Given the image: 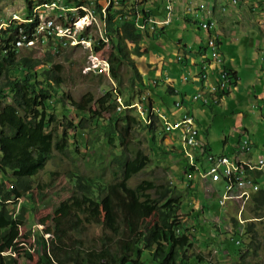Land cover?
I'll return each mask as SVG.
<instances>
[{
    "label": "trees",
    "instance_id": "16d2710c",
    "mask_svg": "<svg viewBox=\"0 0 264 264\" xmlns=\"http://www.w3.org/2000/svg\"><path fill=\"white\" fill-rule=\"evenodd\" d=\"M38 1V5L52 2ZM91 2L93 0H67L66 4L78 6ZM31 5L28 1V19L32 17ZM102 6L99 2L95 4L100 12ZM136 9V4H126L125 0H119L116 5L110 3L106 9L107 38L116 56L112 66L125 63L131 67L130 85L141 75L133 57L143 56L148 47L160 48L155 44L158 34L153 35L154 39L147 30L138 31L134 27ZM140 10L146 17L154 16L145 8L140 7ZM37 22V18L20 25L11 21L0 28V264H21V252L32 260V254L20 241L31 237L40 245L32 264H201L202 255L192 252L194 236L182 228L180 190L172 183L156 184L149 180H142L135 186L129 184V180L149 163L144 151L133 147L132 124L140 125L142 120L131 114L134 107L130 100L124 99L125 108L119 111V104L110 90L97 99L86 93L78 101L71 102L76 115L80 112L82 117L77 122L66 117L63 133L59 134L58 118L49 110L64 82L63 67L52 61V50L46 52L44 60L33 56L29 50L30 53L21 54L15 44L20 36L30 38ZM161 30L163 33V28ZM94 48L102 49L95 44ZM109 60L111 62V55ZM229 83L234 85V79ZM228 91L222 89L218 96ZM167 93L184 96L171 84L167 85ZM146 115L150 122L144 126L153 132L158 119L151 114L150 107L146 108ZM93 119L95 126L104 130L108 142L115 147L118 141V153L110 150L113 157L107 161V165L117 163L114 177L107 181L100 176L71 172L73 203L52 223L51 231L29 229L20 234L26 223V209L23 206L18 210L9 209L8 203L24 199L32 190L31 178L45 167L52 151L66 155L71 144L77 146L75 135L69 133L85 129L86 122ZM197 138L201 139L199 135ZM208 148L206 144L204 149ZM260 175L256 172L255 178ZM252 200L264 216V188H260ZM98 202L103 203L107 217L100 218L95 213ZM139 209L149 218H141ZM90 225H98L103 231L99 250L85 247L80 237L73 236L81 235ZM234 225L236 229L237 222ZM246 232L253 233V239V223L246 225ZM45 234L49 236L46 238ZM239 245L232 242L229 250L233 256H239L243 264L245 254Z\"/></svg>",
    "mask_w": 264,
    "mask_h": 264
},
{
    "label": "rangeland",
    "instance_id": "374dc122",
    "mask_svg": "<svg viewBox=\"0 0 264 264\" xmlns=\"http://www.w3.org/2000/svg\"><path fill=\"white\" fill-rule=\"evenodd\" d=\"M28 1L32 3L33 14V7L39 4L38 0H0V28H4L11 21L16 25L26 22L29 16ZM243 1L236 0L233 3L229 0V4L226 0H218L217 2V4L225 7L224 13L226 16H231L234 20H238V23L232 24L233 31L227 37L220 35L223 40L220 50L227 61L231 57L233 58L234 62L232 64L235 65L234 68L237 70L239 77L238 84L231 88V93L235 97L234 102L230 105V110L225 112V103L228 101L227 96L219 100V102L211 103L210 105H204L200 100H195L191 103L190 98L197 90L189 85L181 86V81L183 84H186V82L182 80V73L179 69L180 64L170 56L171 52L168 49L167 54L158 56L159 61L157 62L151 61L148 63L149 54L140 57L134 56L136 67L141 75L134 82V85H130L132 69L125 63L113 67L111 78L106 75L93 76L83 74L82 67L89 50L78 46L75 49H61L59 53L53 54L52 57L54 63L62 65L64 76V82L58 88L59 93L52 99L49 110L58 118V124H60L58 125L59 134L63 133L64 124L67 122L66 117L74 118V122H77L82 117L80 112L76 115L77 111L72 108L71 102L72 100L78 101L86 93H90L95 99L102 96L106 90L112 92L113 99L119 93L122 102L125 99L134 103L135 109L131 111V114L137 117L142 116L139 114L138 108L143 111L142 117L146 116L147 107H150L154 113L157 111L172 112L174 108L173 102L179 100L180 95H169L167 93L168 82L165 79L167 76L173 80L170 84H174L176 86L175 89H182L180 92L185 94L183 109H188L195 121H197L200 135L203 137L202 146L209 144L208 149L211 153L233 155V147L237 146V140L240 135L251 137V143H253L252 154H257L258 151L264 149V117L256 118L251 103L248 105L247 102V98L253 97L250 96V92L255 95L254 90L249 91V89L261 90L262 82L264 81L261 80L260 76L261 69L264 68V54L262 52L264 49V25H256L257 21L247 25V0L245 4ZM96 2L105 3V0H93L92 3L83 4L89 6L95 5ZM146 2V0H125L126 4L136 3L138 9L140 7L145 8L144 3ZM232 5L236 8L241 7L244 9H240L236 11V14H233V11L229 9ZM51 15L54 18V22L58 23V14ZM116 17L119 18L118 15ZM178 20L180 19L175 20L174 13L173 22L171 23V28L174 29L170 30V27H167L168 31L166 33L167 35H174V38L169 36L170 42L168 40L162 41V38L161 44L169 43L170 46H173V42L182 38L189 47H196L197 43H203L206 40V35L198 30L192 21L189 24ZM47 21L50 22V20ZM158 29L150 28L148 32ZM97 31L96 28L90 30V34L96 39L100 35L99 31ZM153 34L156 35L155 32H152V37H154ZM201 34L202 37L200 39ZM164 39L166 38L164 37ZM47 42L44 44L41 42L36 43L31 47L41 46L32 49H29L31 47L22 48L20 53L28 54L30 53L27 52L29 50L32 51L33 56L45 60V54L50 48ZM158 43L160 44V42ZM141 45L143 46V43ZM128 46L132 48V45L129 44ZM152 48L148 47V49ZM101 53L106 58L111 55L112 63L116 59L112 49L108 50V44L105 45ZM182 54L181 51L176 52V55L186 56L185 53L184 55ZM169 58H172V60H168ZM90 64L91 62L89 67H91ZM159 65L164 68L163 77L156 74H154L156 75L155 77H150L152 75L149 74L151 67L155 66L157 68ZM89 71H92L91 68L85 69V72ZM186 71L190 74L193 69H187ZM154 80L155 82L153 83ZM208 80L214 83L212 76H209ZM188 94L189 97L187 96ZM94 106L93 104V108ZM234 107L240 109V114L232 112ZM122 110L123 108L121 107L119 111ZM145 124L143 121L140 125L132 124V139L133 147L141 148L148 156L149 163L142 171L129 180V184L135 186L142 180H149L154 181L156 184L172 183L173 187L180 190L182 195L180 211L182 228L190 236H194L192 252L202 255L201 264H240L239 256H233L231 250H229V246L234 242L233 239L239 232L242 233L241 246H239L241 252L245 254L243 264H264V216L255 207L252 196L250 195L242 206H240L238 201L229 200L228 202L226 201L225 206L222 205L224 207H220L216 197H213L214 190L219 189L216 188L219 184L207 189L208 187L203 185L197 174L194 173L191 174L192 180L187 179L186 174L189 173V169H185L186 159L181 151L178 132L166 130L160 122H156V130L150 132L144 126ZM86 125L85 129L77 130L75 133L69 131L70 136H72V133L75 135L77 146L71 144L66 155L53 150L45 167L31 178L32 190L27 196L22 200L8 203L9 209L18 210L21 206L26 209V223L21 227L20 234L29 229L43 230L47 228L51 231L52 223L73 203V184L69 179L71 172L80 171L94 177H103L107 181H111L114 177L113 173L117 163L113 162L111 165H107V161L113 157L110 150L118 153L119 146L116 145L118 141H115V147L108 142L104 137V130L95 126L94 119L86 122ZM69 141L73 143L72 137H69ZM257 148L260 149L257 151ZM246 155L248 156L246 152L240 153V157H245ZM261 176L264 177V173ZM259 183H261L260 187L264 188V178L260 179ZM213 202L215 203L212 204ZM209 204L211 205L209 206ZM208 206L213 209H205L202 212L203 208H208ZM222 208L223 212L221 213L220 210ZM240 209V218L242 221L247 220L244 224H240L238 217H236ZM94 211L100 218H105L108 215L102 202H98ZM217 211L220 212L218 213ZM137 212L141 218H149V215H146L143 210L139 209ZM234 222H237L238 228L236 229ZM250 222L253 223L255 232L253 239V233L246 232V225ZM47 236L49 235H44L46 238ZM73 236L80 237L87 248L97 250L101 248L103 231L98 225H90L81 235L73 234ZM20 241H22V246L32 254V260H28L21 252L19 262L21 264H32L36 261L40 250L38 241L34 237L23 238ZM144 254L146 255V253ZM142 257L144 258L143 255Z\"/></svg>",
    "mask_w": 264,
    "mask_h": 264
},
{
    "label": "clouds",
    "instance_id": "9594fccd",
    "mask_svg": "<svg viewBox=\"0 0 264 264\" xmlns=\"http://www.w3.org/2000/svg\"><path fill=\"white\" fill-rule=\"evenodd\" d=\"M45 1H48V0H45ZM44 1V2H45ZM92 1V0H91ZM235 0H233L234 2ZM106 2V1H105ZM173 0H167V2L165 3L164 5V9H165V16L164 18L162 17V19H157V20H164L166 18V13H167V9H166V5L168 3H172ZM92 3V2H91ZM101 3V2H100ZM40 4V3H39ZM83 4V3H81ZM88 4V3H87ZM105 3L103 2L102 5H104ZM136 4V3H135ZM137 5V4H136ZM95 6V5H94ZM171 7H172V4H171ZM137 8V6H136ZM96 9V7H95ZM146 9V8H145ZM139 11L141 12L140 9H136V11ZM221 10H224V8L221 7ZM148 11V10H147ZM97 12H100V10H98ZM172 12H173V8H172ZM172 12H171V19H170V22L167 24V25H163V26H160V25H155L154 28H159V29H164L167 28L171 22H172ZM142 13V12H141ZM144 15V14H143ZM146 17V16H145ZM148 17V16H147ZM149 17H152L154 18L153 16H149ZM155 19V18H154ZM192 19H194L193 23L194 25H197L196 27L198 28V30H200L201 32H203L205 35H206V40L204 41V45L201 46L198 51L196 52L197 54H199L200 56V59H199V62L197 63H192L190 65H186L185 61H186V58L185 60L183 59L184 56H179V55H176L175 56V61L178 62L180 64V67L179 69L181 70V73H182V80L185 81L186 83H189L190 81V78H188L190 75H191V78H194L195 80H199L202 84L200 85V88H195L197 90L196 93H194L191 98H190V101L191 103L195 100H200L202 104H206V105H210L211 103H217L219 102V100L223 99V97L227 96L230 92V88L233 84H230V80L234 79V82L235 79H237V77H235V75H232L231 72H229L228 67H225L223 68L224 65V61L222 59V55L221 53L218 51V42H219V38H218V35L215 33V31H212V29L215 28V25H216V22L212 19H207V20H201L197 21L196 17H192ZM189 20V19H188ZM213 21V26L211 27V29L209 31H206V30H203L200 26L201 23L203 22H211ZM188 23L190 24V22L188 21ZM198 23V24H197ZM8 24V23H7ZM5 27V26H4ZM135 27V26H134ZM107 28H108V25L106 26V35H107ZM147 31L149 29H146ZM152 32H154V30H151L149 33L152 34ZM210 36H214L215 38V50L217 52V54L219 55V58L221 60V63L217 64L215 61H213L211 58H210V52H209V49L207 48V40ZM108 37V36H107ZM109 40V39H108ZM144 45V43H143ZM75 49V48H74ZM108 50H110V41H109V47H108ZM110 53V51H109ZM263 54H264V50H263ZM175 63V62H174ZM84 66V65H83ZM192 67V68H191ZM195 67H197V70H193L192 73L188 74V72L186 71L187 69H194ZM204 67V68H203ZM209 70V72H208ZM219 70L225 72L227 74V77H228V82H226V84L224 86H220V79L218 77V74H219ZM84 74V73H83ZM87 75H102V74H92V73H88ZM113 75V66H112V60H111V71H110V78L111 76ZM104 76V75H102ZM160 77H163V74L161 73L159 75ZM205 76V77H203ZM208 76H212V79H213V82H209L208 80V83H206V78ZM166 82H168L167 84H170L172 83L173 81H168L169 77L166 76ZM155 82V80L153 81V83ZM194 82V81H193ZM173 85V84H171ZM212 85H215L216 86V89L214 90V92H209V88L210 86ZM174 87V85H173ZM222 89H225L226 92L227 90L228 93L225 92V94L223 93V95L221 97L218 96V94L220 93V90ZM176 90V89H175ZM178 92H180L179 90H177ZM201 94V97L200 98H194V96L196 94ZM185 96V94H184ZM184 96L182 98H180L179 100H176L174 101L175 103L173 104L174 105V108L172 110V112L170 113H167V112H153L152 109H151V114H153L154 116L157 117L158 119V122L161 123V125L165 128L163 122H164V118L166 120H171V121H174L175 119H178L182 113L184 112H188L190 113V111L187 109V110H184L183 109V102H184ZM116 98V101L118 102L119 106L117 107V109L119 110L121 107L122 108H125V106H123V103L121 101V98H120V95H118V93L116 94L115 96ZM202 98H206L208 101L205 103L203 102V99ZM179 103L180 105L179 106H176V103ZM133 103V102H132ZM134 107L135 109V105L134 103L131 105ZM130 106V107H131ZM137 106V104H136ZM139 111V109H138ZM140 115L143 116V111H142V114L139 112ZM191 114V113H190ZM192 115V114H191ZM142 116H139L140 119H142L143 123H146L148 124L150 122L148 116L146 115L145 117H142ZM193 116V115H192ZM196 125H197V121H195ZM166 129V128H165ZM197 130H198V133H197V136L199 135V137L202 139L201 135H200V132H199V128H198V125H197ZM173 131H177V130H173ZM178 132V131H177ZM179 137H180V134L178 132L177 134ZM196 136V139H197V142L199 143V147H198V152L195 153L194 155V165H191L189 163V160L188 158L185 156V154L183 153L182 151V142L179 138V141H180V144H181V151L183 153V156L184 158L186 159L185 161V164H186V168L189 169V173L186 174L187 176V179L189 180H192L191 178V174H197L200 182L203 183V181H206L208 182L209 184H212V186H214L215 184H219L216 186V188H219L218 190H214V198L216 197L217 199V203L220 207H224L226 205V201L228 202L229 200H235V201H238L240 206L244 205L247 201V199L251 196H253L255 193H257V191L261 188L260 187V184H258V181L264 177H262L260 175V177H257L255 178V174L256 172L257 173H261L263 174L264 173V166H262L260 169L259 168H254V169H248V167L245 169V176H246V179L247 181H249V183L245 182L243 183L242 186H239V185H233V187L230 189V190H227L226 187H225V183L223 180H219V181H212L211 178L209 176H206V177H203L202 176V172L206 171V169L210 166V162L208 160V157H213V158H216V157H219V156H227L229 157L230 159H233V160H238V159H241V160H246L247 162H249L251 165H256L258 164V161L260 159L264 160V155L261 154L260 156H257L256 157V160H253L251 158V156L249 158H247V155L244 157H240V153L241 152H246L249 156V153H251L252 151V147H253V143H251V138L250 136L247 137L248 138V147H250V150L249 151H246L244 149H241L240 146H239V143L243 137V135H240L239 136V140L237 141V146H235L233 149H234V154L233 155H229V154H225V153H221V154H213L209 151V149H204V146H202V143H201V139H198ZM195 165L197 166V168H195ZM259 178V179H258ZM204 184V183H203ZM192 186V185H191ZM211 187V186H210ZM195 188H196V184H195ZM209 189V188H208ZM226 191V192H225ZM243 192H245L244 194H242ZM252 193V194H251ZM224 194H228L229 196H232L231 198H227V199H223V203H221V199H222V196ZM204 201V200H203ZM215 203V202H214ZM204 204V203H203ZM202 204V205H203ZM211 204H209L210 206ZM224 205V206H222ZM208 208H203L202 212L205 210V209H213L212 207H209ZM223 208L220 210L221 213L223 212L222 211ZM220 211H217L218 213ZM240 213H241V209L239 210V214L238 216V221L240 224H244L247 222V220H244L242 221V219L240 218ZM215 219V218H214ZM238 228V227H237ZM48 235V234H47ZM241 237H242V233L239 232L235 238H234V242L235 244H240L241 242Z\"/></svg>",
    "mask_w": 264,
    "mask_h": 264
},
{
    "label": "built area",
    "instance_id": "2783aa9c",
    "mask_svg": "<svg viewBox=\"0 0 264 264\" xmlns=\"http://www.w3.org/2000/svg\"><path fill=\"white\" fill-rule=\"evenodd\" d=\"M67 0H52V4H50L48 9L40 11V20H43V28L47 29V36L44 37H53L55 38V47H73L75 46V41H83V47L89 50V54L86 57V61L82 68H95L98 70L99 74L105 75V67L110 66L109 62H104L100 60V56L95 54V48L89 45V35H82V26L88 21L86 15H77L75 13V4H66ZM93 10L95 6L91 7ZM172 7L168 6V13H166V18L171 19ZM56 13H65L67 14V21L65 23H48L45 22V14H56ZM138 21V31H143L146 29L154 28L156 25L157 19L152 17H145L143 13L138 11V16H135ZM213 24L210 22V30ZM40 31V30H39ZM103 39L108 42L106 35H102ZM41 41H44L41 40ZM29 43L22 44L20 49L28 48ZM207 48L210 52V58L215 61L217 64L221 63L219 56H217V52L215 47L213 46V39L207 45ZM50 49V48H49ZM87 58H95L97 60V67H89L87 66ZM204 68V67H203ZM205 77V76H203ZM218 77L220 79V86H224L226 82H228L227 74L221 70H219ZM216 89L215 85L210 86L209 92ZM201 94H196L194 98H200ZM203 102H207L206 98H202ZM178 106V102L176 103ZM142 114V111H139ZM167 127H173V129L177 130L180 134V140L182 142V151L185 156L188 158L189 163L194 165V155L198 152L199 143L197 142L196 136L198 133L197 126L194 125V117L186 112L185 118H178L174 121L168 120ZM184 130H191V140H184ZM248 138L247 136H243L239 146L241 149L246 151L250 150L248 147ZM210 162V166L206 169V171L202 172V176H209L212 181L223 180L225 183V187L227 190H230L233 185L242 186L243 183H249L245 176V169H254L261 168V159L258 161V164L251 165L246 160H233L231 162H224L223 159H214L213 157H208ZM195 167H197L195 165ZM226 192V191H225ZM243 192L242 194H244ZM228 194H224L221 199V203H223V199L231 198Z\"/></svg>",
    "mask_w": 264,
    "mask_h": 264
},
{
    "label": "crops",
    "instance_id": "0c3cea01",
    "mask_svg": "<svg viewBox=\"0 0 264 264\" xmlns=\"http://www.w3.org/2000/svg\"><path fill=\"white\" fill-rule=\"evenodd\" d=\"M146 1L147 2L144 3L145 4L144 7L146 8V10H149L150 12H152L154 14L153 17L155 19H162V17L164 18L165 12H166L164 9V5L167 2V0H146ZM226 1L229 4V0H226ZM245 1L246 0L243 1L244 4H245ZM217 2H218V0H215V1H212V0H173V2L171 3L172 8H173L172 22H173V14L174 13H175V20L180 19L184 23L185 22L188 23V21L193 22L194 19H192V17H196L197 21L198 20L199 21L207 20V19L214 20L216 22V25H215V28L212 29V31H215V33L219 36V42H218V47H217L218 51L222 55L224 65L236 72L237 79H235V81H236L235 84H238L239 77H238L237 70L234 68L235 65L232 64V62H234L233 58L231 57L229 59V61H227L225 59L224 55L222 54V51L220 50V45L223 42L222 38H220V35H224V37H227L228 34L233 31L232 24L238 23V20H234V18L231 16H226L224 13L225 7L223 5L217 4ZM231 2H233V0H231ZM235 2H236V0H235ZM221 7L224 8V10H221ZM229 9L231 11H233V14H236L237 13L236 11H239L240 9H244V8H241V7L236 8L235 6L232 5ZM180 20H178V21H180ZM199 21H198V23H199ZM247 21H248L247 25L253 24V21H257L256 25L257 24H261L262 26L264 25V0H250L249 2L247 0ZM244 22H246V20H244ZM168 27H170V30L174 29V28H171V24ZM167 31H168L167 28H165L163 33H162L161 29L154 31L156 33V35L158 34L156 39H155V37H153L155 39V42H157L155 44H158L160 46V48H158V49L152 48V49L148 50V52L146 53V54H149L148 63H150L151 61L152 62L159 61L158 56H160L162 54H167V49L170 50V52H171L170 56H172V58H175L176 52L181 51L183 53L182 55H184V53H185V55L187 57L184 56L183 59L185 60V58H186L185 63L187 66L194 63V62L195 63L199 62L200 56L196 52L198 51V49L201 46L204 45L205 40L203 41V43L202 42L199 44L197 43L196 47L195 46L189 47L188 44L185 43V41H183L182 38L177 39V41L173 42V46H170L169 43L168 44L165 43V45H163V44H161L162 38H163L162 41L168 40L169 42H170L169 36L174 38V35H167L166 34ZM248 32H249V30L247 31V34H248ZM164 37L166 39H164ZM201 37H202V34L200 36V39H201ZM158 42H160V44ZM263 50H262V52H263ZM162 51H163V53H162ZM146 54H144L143 56H145ZM195 57H197V58H195ZM172 58H169L168 60L171 61ZM153 59H156V60H153ZM163 69L164 68H162L161 65L157 66V68H155V66L151 67V71L149 72V74H152V75H150V77H152V76L155 77L156 75H160L161 73L163 74ZM195 69L197 70V67H195L193 70H195ZM158 73H160V74H158ZM154 74H156V75H154ZM260 76H261V80H264V68L261 69ZM208 77L206 78V83H208ZM188 78H190V81H189V83H186V84H183V82L180 80L181 86L182 85L183 86L189 85V86H192L194 89L200 88V85L202 83L199 80H195L194 78H191V75ZM168 81H171V79H168ZM234 85H232L231 88ZM175 87L176 86L174 85V88ZM231 88H230L229 94L227 95L228 101L226 103L224 102L226 105L225 106L226 107L225 112L231 109L230 105H231V103L234 102L235 95H232ZM176 90L182 91V89H176ZM250 90H254L255 95L250 92V96H253V97H251L249 99L247 98L248 105L251 103V106L254 109V116L256 118H263L264 117V81L262 82L261 90H258L255 88L249 89V91ZM187 96L189 97V94ZM233 111L240 114L239 113L240 109L237 107H234V110H232V112ZM238 140H239V137H238ZM259 149L257 148V151ZM261 154H264V149H262L261 151H258L257 154L249 153V156H247V158H249L251 156V158L253 160H256V157L260 156ZM203 183H204L203 185H205L208 188L210 186L212 187V184H209L206 181H203ZM212 204H214V202Z\"/></svg>",
    "mask_w": 264,
    "mask_h": 264
},
{
    "label": "bare ground",
    "instance_id": "6f19581e",
    "mask_svg": "<svg viewBox=\"0 0 264 264\" xmlns=\"http://www.w3.org/2000/svg\"><path fill=\"white\" fill-rule=\"evenodd\" d=\"M105 4L102 6L101 8V12H97V10H93L91 7L92 5L86 6L85 4L82 5H78L75 6V13H77V15H86V18L88 19V21L82 26V35H89V45L94 47L95 46H100V48H104L105 45L108 44V42L106 40L103 39L102 35H106V26H107V15H106V9L108 7V5L110 3L116 5L119 0H105ZM50 4H52V2H50ZM50 4L48 5H36L35 7H33V14L31 18H27L26 22L24 23H29L34 19H38V22L35 26V30L34 33L31 35L30 38H28L27 36H20L17 40H16V47L18 49H20V46L22 44H26L27 42L29 43V47L35 45L36 43L41 42L42 44H44L45 42H47V44H49L50 49L52 50L53 54L59 53L61 51V49H64L66 47H55V38L53 37H44L47 36V29H42L43 28V20H40V11L41 10H45L48 9ZM168 6H171L170 3H168L166 5V9H167V13H168ZM91 10V11H90ZM93 10V11H92ZM58 14V23H65L67 21V14L65 13H56ZM136 16H138V10L136 11ZM47 20H50L47 21ZM98 21V23H97ZM45 22L48 23H55L54 22V18L52 17L51 14H45ZM170 22V19L165 18L164 20H157L156 25H167ZM97 23V24H95ZM211 23L213 24V21H211ZM8 25V24H6ZM134 25L136 28H138V21L137 18H134ZM201 28L203 30L209 31L207 30V28H210V22H203L200 24ZM96 28L99 31L98 38L96 39L94 36H92L90 34V30ZM40 30V31H39ZM97 31V32H98ZM107 38V35H106ZM44 41H41L43 40ZM213 39V46L215 47V38L214 36H210L207 40V45L211 42V40ZM108 40V38H107ZM104 45V46H103ZM41 45H37L35 47H38ZM78 46L83 47V41H75V46L73 47H69V48H76ZM35 47H31L29 49L35 48ZM85 49V47H83ZM102 49L97 50L95 49V54L100 56V60L104 61V62H109L110 66H106L105 67V75L110 77V71H111V62L109 60V58H106L102 55L101 51ZM217 56H219L217 54ZM91 62L90 66L92 67H97V60L95 58H88L87 60V66H89V63ZM92 71L89 72H85V69L83 68V73L84 74H88V73H92V74H99L98 70H96L95 68H91ZM215 90V89H214ZM214 90H212V92H214ZM180 104L178 103V106ZM139 111L140 108H138ZM186 116V112L182 113L181 116L179 118H185ZM166 130L168 131H173L175 129H173V127H167L166 125L168 124V120H166L164 118V122H163ZM194 125H196L195 123V119H194ZM184 140H191V130H184ZM214 159H223L224 162H231V159L227 156H219L216 157ZM261 165L264 166V160L261 159ZM197 168V167H195Z\"/></svg>",
    "mask_w": 264,
    "mask_h": 264
}]
</instances>
